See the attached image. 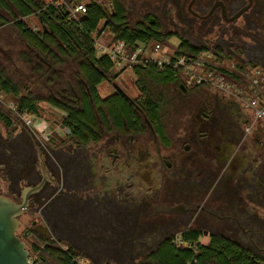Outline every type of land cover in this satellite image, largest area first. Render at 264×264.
I'll return each instance as SVG.
<instances>
[{
	"label": "flooded vegetation",
	"instance_id": "1",
	"mask_svg": "<svg viewBox=\"0 0 264 264\" xmlns=\"http://www.w3.org/2000/svg\"><path fill=\"white\" fill-rule=\"evenodd\" d=\"M139 5L132 28L166 35L176 51L195 50L228 80H242L252 68L264 72V0ZM152 77L145 80L158 102L161 83ZM206 87L212 91L201 98L186 97L183 88L158 112L160 129L139 110L137 123L122 116L121 127L107 126L94 113L96 127L74 131L63 126L61 112L62 128L42 132L26 126L24 115L21 124L5 114L11 124L0 121V169L9 182L3 196L18 205L26 200L21 215L31 216L30 230L16 235L33 264H61L70 252L92 264H136L178 241L232 246L264 264V121L253 118L247 94Z\"/></svg>",
	"mask_w": 264,
	"mask_h": 264
},
{
	"label": "trees",
	"instance_id": "2",
	"mask_svg": "<svg viewBox=\"0 0 264 264\" xmlns=\"http://www.w3.org/2000/svg\"><path fill=\"white\" fill-rule=\"evenodd\" d=\"M55 2L58 0L50 4H38L34 0H0V27L11 23L24 41L26 48H31L40 55H46L51 60L57 62L60 59L50 50V44L57 47L64 58H74L77 63V69L74 72L65 75L62 71L56 72L47 67L45 70L47 76L44 75L47 83L51 78H57L62 84L60 91L65 90L60 95L53 93L50 98L46 99L47 104L66 114L61 122L63 126L71 131L94 128L96 127L95 113L105 125L109 126L112 122L114 127L119 128L122 126V116L129 123L131 121L137 123L136 111L139 110L159 128L157 114L162 109L161 101L163 100L161 98L158 102L151 100L150 88L145 79L147 75L151 74L152 79L161 84L172 81L181 82L177 72L170 68L158 69L153 66L147 69L133 67V72L137 77L135 85L139 93L137 98L133 99V104L129 103L119 92H113L107 97L101 98L97 87L108 80L114 69V62L106 55L97 52L95 39L99 37L98 31L103 29V25L115 33V40H123L130 45L149 40L163 42L165 41L164 35L149 34L138 28L126 26L125 12L119 0H111L110 12L106 11L102 4L88 0L85 4V14L75 18L69 15L65 3L59 2L57 5ZM73 2H77V0ZM6 14L10 20L5 18ZM32 18L39 24V29L28 25L26 19ZM42 26L46 28V31ZM181 51L189 52L195 57L199 54L193 49ZM34 68L39 74H42L39 64H35ZM49 70H51L50 75L47 74ZM232 77L239 81L235 75ZM39 79H43V77L39 76ZM183 88L186 87L179 85V92H182ZM0 94L11 95L14 98L15 113L18 116L41 118L39 99L31 92L20 93L16 84L2 69H0ZM63 95L69 96L74 102L64 100ZM173 99H171L170 106L173 104ZM0 121L6 126L11 124L9 117L2 111H0ZM140 127V125L136 126L138 130ZM161 135L163 136L162 133ZM183 240L190 241L187 236H183ZM218 250L222 252L219 253ZM70 254L75 255L73 252ZM192 260L195 262L198 260L197 264H204L209 260H214L215 264H263L249 261L243 251L232 246H225L221 249L202 246L177 248L173 244L162 246L150 259L142 260L136 264H187ZM61 264H69L66 254L63 255Z\"/></svg>",
	"mask_w": 264,
	"mask_h": 264
},
{
	"label": "rangeland",
	"instance_id": "3",
	"mask_svg": "<svg viewBox=\"0 0 264 264\" xmlns=\"http://www.w3.org/2000/svg\"><path fill=\"white\" fill-rule=\"evenodd\" d=\"M34 1L38 4H50L55 0ZM59 1L60 3H66V5H70L73 1L76 0ZM87 1L88 0H77L78 3L84 5L87 3ZM94 1L102 4L106 11H111V0ZM121 5L123 6L125 12L126 26L134 27L138 21V18L140 17L141 6L139 5V0H131L128 3H121ZM12 10L13 12H15L13 8ZM5 18L10 20V17L7 14L5 15ZM26 21L30 27H33L35 29L40 28L39 24L34 18L26 19ZM129 24H131L132 26H130ZM163 32L166 34L168 32L171 33L169 28L168 30H164ZM169 36L170 35H168V37ZM181 36L183 38L185 37V35ZM196 36L194 35L192 37V35H189L188 37H186L189 38L193 44L199 45L200 40ZM194 37L198 39L192 40ZM164 38L165 41L163 42H166V35H164ZM113 39H115V33H113L110 29H105L104 33L100 35L96 42L98 44H107ZM50 50L59 57V61L56 62L54 60H51L46 55H40V53L36 52L35 50H33V53H30V51L26 48L24 41L19 37V35H17V32L11 23L0 27V69H2L4 73L12 80V82L16 84L20 93L27 94L28 92H31L35 97L39 99L38 106L40 110V116L41 118L46 120V123L49 124L50 127H53L55 122L61 121V114L59 113L60 110L57 108L52 109L54 107L47 104L46 99L50 98L53 93H58L59 95L60 93L62 94L63 92L60 91L62 84L59 83L60 81H58L57 78H51L47 83L44 78V75L47 76L45 74V70L47 69V67H50L53 71L57 72L59 70L62 71L65 75H68L77 69V63L75 62L74 58H64L57 47L52 44H50ZM199 55L200 54H198V56ZM35 64H39L42 74H39V72L36 71V69L34 68ZM46 64L48 65L46 66ZM51 70L48 71V75L51 74ZM39 76H42L43 79H39ZM108 79V81H105L102 84L103 87H106L107 91L104 89H100L99 91L101 97H105L108 94L114 92V88L112 87L113 83L119 86L121 90L131 99H134L138 96L137 87L135 85L137 77L135 76L132 68H114ZM180 81L181 82L172 81L169 83L160 84V88L155 89L156 91L154 90L159 98L163 100L161 101L162 112H164L166 109H169L172 98H174L175 96H179V85L186 87L188 92L185 95L188 98H201L202 96L212 91L209 87L206 86H192L189 88L181 78ZM46 85L48 86L46 87ZM47 89L49 90L47 91ZM13 105L14 98L11 95L0 94V111L8 115L10 118H16L17 122L23 124L22 120L19 118L22 116H18L15 113V107ZM11 106H13V109L10 108ZM29 119L32 120L34 118H32L31 116L29 117ZM14 130L15 129L11 128L12 132ZM2 131L5 137V131ZM8 183L9 182L4 175V168H2L0 169V195L3 196L6 194V192H8ZM30 218L31 216H28L26 214H23L18 218L19 225L17 227V232L19 233V235H22V232L25 230H30Z\"/></svg>",
	"mask_w": 264,
	"mask_h": 264
},
{
	"label": "built area",
	"instance_id": "4",
	"mask_svg": "<svg viewBox=\"0 0 264 264\" xmlns=\"http://www.w3.org/2000/svg\"><path fill=\"white\" fill-rule=\"evenodd\" d=\"M58 2H55L57 5ZM65 7L71 17L82 16L86 12V6L78 2H72ZM104 33L101 29L98 35ZM98 37V38H99ZM95 39V46L101 55H106L114 62V68H144L153 66L158 69L170 68L177 72L185 84L190 86H213L221 89L233 88L237 94L245 93L249 96L247 105L251 109V114L255 120L264 121V72L258 68H252L243 73L242 80L232 82L228 80L226 72H218L204 64L202 56H190L183 52H178L171 48L169 44L157 40L136 42L128 44L123 40H111L107 44H98ZM229 83L231 86L226 85ZM24 119V117H23ZM24 124L34 127L33 121L24 119ZM42 132V131H37ZM177 248L187 247L182 242L176 243ZM192 260L187 264H193ZM69 264H92L87 262L80 255H69Z\"/></svg>",
	"mask_w": 264,
	"mask_h": 264
},
{
	"label": "water",
	"instance_id": "5",
	"mask_svg": "<svg viewBox=\"0 0 264 264\" xmlns=\"http://www.w3.org/2000/svg\"><path fill=\"white\" fill-rule=\"evenodd\" d=\"M113 87L116 92L121 93L129 103L133 104V99L128 97L119 86L114 84ZM57 124L62 128L61 124L58 122ZM25 205L26 200L18 205L9 198L0 195V264H33L25 244L16 235L18 218Z\"/></svg>",
	"mask_w": 264,
	"mask_h": 264
},
{
	"label": "crops",
	"instance_id": "6",
	"mask_svg": "<svg viewBox=\"0 0 264 264\" xmlns=\"http://www.w3.org/2000/svg\"><path fill=\"white\" fill-rule=\"evenodd\" d=\"M103 83H101L97 87L99 96H100V93H99L100 89H104V90L107 91L106 87L102 86ZM108 95H110V94H108ZM107 96H105V97H107ZM101 98H104V97H101ZM52 109H55V108H52ZM59 113L62 115V113L60 111H59ZM24 119H29V116H24ZM24 119H23V121H24ZM32 121H33V124L35 126L34 127H30V128L35 130V131H47V130H51V129H53V131H58L59 130V126H58L57 122L54 123L53 127H50L49 124L46 123V120H44L43 118H34V119H32Z\"/></svg>",
	"mask_w": 264,
	"mask_h": 264
}]
</instances>
